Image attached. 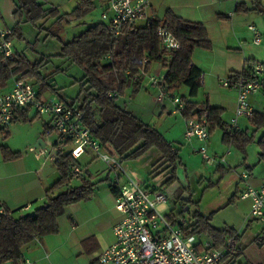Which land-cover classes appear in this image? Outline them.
<instances>
[{"label":"crops","instance_id":"0c3cea01","mask_svg":"<svg viewBox=\"0 0 264 264\" xmlns=\"http://www.w3.org/2000/svg\"><path fill=\"white\" fill-rule=\"evenodd\" d=\"M101 2L106 8L108 0ZM263 2L264 0L153 1L149 16L163 18L166 11L170 9L175 15L184 20L204 24L208 31L213 44L212 50L197 49L192 57L193 65L207 74L202 84L203 94H200V89L194 101L205 103L210 108L224 110L222 116L224 126L211 133L208 144L209 150L218 157V160L214 164H208L203 160L202 163L200 162L197 150L201 143L197 140H186V120L183 118L180 131L182 143H179L180 146H177L174 143L175 141L166 139L178 151L175 166H172L157 148L149 150L137 160L123 162L125 170L138 182H143L150 188L165 191L169 198L167 204L170 215L173 214V208L169 204L171 198L183 200L184 202V198H190L191 201L193 198H199L193 186L198 177L201 179V186H205L207 182L210 184L209 188L212 189L202 192L203 196L208 194L210 200L221 198V196H218V187L221 186L224 191L228 190L229 198H223L222 196L218 206H221L219 207L220 210L231 207L239 215L237 220L229 223L231 227H226V229L235 230L239 235L234 259L240 257L243 251L251 246L252 239L250 237L264 245V220H253L250 216L251 200L241 198L247 186L259 188L264 181V161L261 160V150L258 145V141L264 135V130L256 131L250 124L249 118H240L238 121L240 131H248L249 135H254L255 140L252 144L257 143L259 147L257 157H252L250 150L252 144L248 145L245 151H242L235 145L224 142L225 126L229 122L231 123L235 117L237 90L224 87L222 81L232 75L241 74L248 68V61L264 65L263 39L261 44H254V34L249 29L253 34L251 46L235 39L238 36L235 28L241 19L254 15L250 19L253 22L255 20L259 21L260 18H256L257 14L252 13H261L260 6H264ZM238 4L242 5V10L249 9L250 12H236ZM16 8L12 13L13 22H8L7 18L5 19L0 12L1 26L13 30L18 24L14 16ZM249 26H255L259 31L258 26L254 23ZM253 47L262 48L261 50H255ZM154 65L162 67L161 64L154 63L149 74L164 76L159 71L152 70L155 67ZM263 77L264 74L261 78ZM16 80L17 78L10 80L7 87L1 91H11ZM146 80L149 81L148 76H144L143 83ZM175 92L181 97L189 98V89L186 86L177 87ZM263 97L259 92L251 96L250 104L254 111L264 112ZM160 104H162L163 109L166 108L163 103ZM31 109L28 108L25 111L29 113ZM243 119L248 123H245ZM46 135V133L41 132L28 133L26 125L20 121L12 123L7 128L0 126V202L15 216L35 214L39 208L45 205L48 189L60 177L54 161L48 157L39 158L36 155L40 147L50 145L49 141L47 142L48 137ZM3 146L8 147L13 152H19L21 154L20 158L6 160L2 152ZM90 152L88 151L83 157H89ZM199 162L201 165H199ZM129 167L135 171L130 170ZM156 167L160 169L156 171ZM86 170L89 172L88 175L92 182L97 183L92 199L69 206L65 214L59 218V233L37 239L25 245L22 249V259L16 264H98V258L102 251L114 243V227L121 222L123 216L116 209L117 196L110 187V180L116 178L123 184L125 178L111 173L94 181L93 177L97 178L101 169H97L95 174L90 172L88 168ZM145 173L148 176L152 175L153 179L150 177L147 181ZM245 173L249 177L243 180L242 176ZM174 175L175 180L168 183ZM158 178H161L159 179L160 183H157ZM173 188V193L169 194L167 190ZM198 205H200V200ZM199 213L201 214V211ZM254 222L258 224L252 225ZM246 226H248V230L243 233Z\"/></svg>","mask_w":264,"mask_h":264},{"label":"trees","instance_id":"16d2710c","mask_svg":"<svg viewBox=\"0 0 264 264\" xmlns=\"http://www.w3.org/2000/svg\"><path fill=\"white\" fill-rule=\"evenodd\" d=\"M44 5L43 0H18L15 19L21 21L26 17L28 21L36 23L49 16H57L55 10L47 11ZM241 6V4L237 5L236 12H250L249 9L242 10ZM93 8L94 0H79L71 15L81 19ZM68 16L70 15L60 16L59 22L64 21ZM161 25L168 27L179 41L178 50L167 51L162 46L157 34ZM52 33L58 36V32ZM15 37L24 39L19 22L13 28L10 41ZM212 47L204 24L184 20L169 9L163 18H151L143 27L135 26L118 37L113 36L103 22L90 26L71 41L63 42L61 56L71 60L85 72L86 83L82 85V90L86 93L85 98L82 102L72 104L84 113L85 125L106 151L126 162L137 160L149 150L157 148L164 158L175 166L178 151L174 149L173 144L168 142L155 127L126 109L120 108L117 99L131 86L134 87L135 93L139 92L143 78L150 72L151 66L154 63L161 64L166 70L164 82L170 92L181 85L189 89V98L182 97L186 105L183 118L188 121L207 113L210 132L213 133L224 126L222 120L224 110L210 108L205 103L194 101L202 87L203 72L194 66L192 61L197 49L211 50ZM15 53L16 59L0 56V91L7 87L10 80L17 78L27 81L36 79L41 84L39 97L48 89L56 93L55 86L48 83V77L41 74L45 59L32 62L25 55L17 51ZM247 65L248 68L241 74L232 75L230 78L255 77L254 68L257 64L248 61ZM86 85L88 89L85 90ZM113 92L118 96L110 97L109 94ZM28 119V111L23 110L13 123ZM249 122L256 131L264 130V112L254 111ZM45 129L46 134L52 132L50 125H45ZM254 140V135H249L248 131L238 130L232 136L224 133V142L235 145L242 151H245ZM258 145L261 150V160L264 161V135L258 141ZM2 152L6 160L18 159L21 156L19 152H13L6 146H3ZM81 160L82 158L75 159L68 150L59 153L55 165L60 177L48 189L45 205L35 214L15 216L10 213L0 222V264L18 263L22 259V249L25 245L59 233V218L65 214L69 206L92 199L97 183L92 182ZM76 167H81L83 170L78 178L72 176ZM74 179L79 181L77 185L72 184ZM174 180L175 175L168 183ZM110 187L117 196L118 188L114 183ZM195 218V233H208L218 247L224 243L226 236L237 234L232 229L214 228L211 224L212 218L203 216L199 212ZM238 240L239 235H236V243Z\"/></svg>","mask_w":264,"mask_h":264},{"label":"built area","instance_id":"2783aa9c","mask_svg":"<svg viewBox=\"0 0 264 264\" xmlns=\"http://www.w3.org/2000/svg\"><path fill=\"white\" fill-rule=\"evenodd\" d=\"M153 1L108 0L102 21L110 33L118 37L135 27L138 21L145 20L148 23L155 17L149 16ZM248 29L254 34V44H261L262 34L258 29L255 26H249ZM12 33V29L0 25V56L12 58L15 54L10 41ZM157 34L167 51L180 48L179 41L168 27L159 26ZM254 72L255 77L241 76L222 81L224 87L237 90L235 117L224 129L229 136L239 130L240 118H250L254 113L250 98L262 89L261 76L264 74V65L257 64ZM145 76H148L149 83L159 90L157 102L163 103L166 98L170 99L174 106L173 113L183 114L185 102L181 96L168 90L164 76L149 73ZM203 80L204 74L201 76V84ZM109 95L118 96L116 92ZM28 108L34 109L39 116L51 117V128L58 135L57 141L50 144L51 149L46 146L39 148L36 153L39 158L48 157L55 162L59 153L68 150L75 159H81L87 151H92L116 176L125 178L123 184L119 179L114 182L119 190L116 209L121 212L123 219L114 227L115 241L102 251L98 264H231L236 254L238 234L226 236L224 243L218 247L214 241L199 242L195 226L188 224L186 220L176 222L170 219L167 204L169 198L165 191L150 188L130 175L122 160L106 151L92 136L85 125L84 113L76 105L53 96L44 100L39 97L33 83L24 79L16 80L11 91H0V126L7 128L21 111ZM185 138L201 143L197 153L202 156L204 162H217L218 157L209 152L211 132L207 113L200 118L186 121ZM82 172L81 167H76L72 176L78 178ZM248 177L245 173L242 179ZM241 198L251 200V218L263 221L264 181L259 188L247 186ZM9 214L10 211L0 202V222Z\"/></svg>","mask_w":264,"mask_h":264},{"label":"rangeland","instance_id":"374dc122","mask_svg":"<svg viewBox=\"0 0 264 264\" xmlns=\"http://www.w3.org/2000/svg\"><path fill=\"white\" fill-rule=\"evenodd\" d=\"M43 2L45 4V9L47 11L55 10L57 16H49L46 19L37 21L36 23L28 21L26 17H23L21 21L15 20L16 22H19V27L24 39L15 37L11 40V45L14 51L19 52L21 55H25L32 62L42 61L43 59L46 60L44 67L41 69V74L44 77H48V83L55 86L56 93L51 89H48L42 92V99L47 100L51 98V96H54L66 101L69 104H72L73 102L78 103V101L82 102L86 95V93L82 90V85L86 83L85 72L71 60L61 56L62 44L63 42H69L74 37L79 36L90 26L102 23L103 21L101 17L104 12L105 5L100 0H94V8L83 18L77 19L71 14L77 7L79 0H43ZM17 4V0H0V12L5 19L7 18L8 22H13L14 17L12 13L17 7ZM260 8L262 9L261 13H252L257 14L256 18H260L259 21L255 20L253 22L250 18H252L251 16L254 15H251L248 18L241 19L235 28L238 34L235 39L238 41L240 40V42L243 44H249L248 46H251V37L253 35L248 30V26L250 24L252 25L253 23L254 25L258 26L264 41V6L261 5ZM66 15L70 16L65 17L64 21L59 22L60 16L63 17ZM146 23L147 21L140 20L136 23V27H143L146 25ZM54 31L58 32V36L53 35L52 32ZM253 48H255V50H261L262 47ZM154 66L155 67L152 68L153 71H159L162 75L166 73V70L163 67H158L159 65ZM203 74L204 77L207 75L204 72ZM28 81L33 83L35 89L38 92L41 91V84L36 79ZM86 89H88L87 85L85 87V90ZM173 92L174 94H178L175 91ZM200 94H203V87H201ZM259 94L264 96L263 88L259 91ZM158 96L159 90L153 87L149 81L146 80L143 83L141 90L137 93L134 92L133 86L128 87L125 90V93L117 99V105L120 108L126 109L127 111L132 112L134 115L140 117L145 123L159 130L168 141H175L174 143L177 146H180L179 143H182L180 131L182 128L183 116L179 113H173L174 107L170 99L166 98L163 101V105L166 107L163 109L161 106L162 104L157 102ZM28 115L29 119L22 121L26 125V130H28V133H46L45 125H50V127H52L51 117L39 116L34 109H31ZM244 121L245 123H248V121ZM229 124L231 123L229 122L228 125ZM46 136L48 137L47 142L49 141L50 144L56 142L58 139L57 132L54 130H52L50 134L47 133ZM48 148L51 149L52 147L48 144ZM250 148L252 157H257L259 154V147L257 143L252 144ZM209 152L210 154L214 155L210 150ZM198 155L200 156L199 160L202 163V156L200 154ZM81 161L83 167L88 168V170L93 174H95L97 169H101L99 176H97V178L93 177L94 181L98 180L99 178H104L108 174H115L114 171L110 170L109 172L108 166L92 151L90 152L89 157H83ZM200 162L199 165H201ZM129 169L135 171L130 167ZM159 169L156 167L155 170L158 171ZM146 173L145 179L150 177L153 179L152 175L148 176ZM159 179L161 178H158L157 183H160ZM115 181L116 178L115 180L113 178L110 180V184L114 183ZM147 181H149V179ZM200 182L201 179L198 177L193 183L199 198H193L192 201L189 200L190 198H184L185 202L183 200L171 198L169 204L173 208V214L171 215L170 219L176 222L186 220L188 224L195 225V216L197 212L201 211V214L204 216L212 218L211 224L213 227L219 230L226 229V227L229 226V223L239 218L238 212H236L231 207H227L222 210L219 209L221 206L218 205H220L219 203L220 200H222V196L223 198H229V191H224V188L220 186L218 187L217 191L218 196H221V198L210 200V198L207 196L208 194L203 196L202 193L204 191H208V189H212L209 188L210 184L207 182L205 186H201L202 184H200ZM78 183L79 181L74 179L72 184L77 185ZM173 190L174 188L167 190V192L172 194ZM220 193H222V195H220ZM199 200L200 205H198ZM254 224L256 225L258 223H252V225ZM248 226L244 228L243 233L248 230ZM196 235L199 242L214 241L208 233L202 232L196 233ZM250 239H252L251 246L244 250L240 257L238 256L236 259L231 260V264H264V245H261L260 242L254 241V238L250 237Z\"/></svg>","mask_w":264,"mask_h":264},{"label":"water","instance_id":"95a60500","mask_svg":"<svg viewBox=\"0 0 264 264\" xmlns=\"http://www.w3.org/2000/svg\"><path fill=\"white\" fill-rule=\"evenodd\" d=\"M12 58L13 59H16V54H13ZM262 88L264 89V77L262 79Z\"/></svg>","mask_w":264,"mask_h":264}]
</instances>
